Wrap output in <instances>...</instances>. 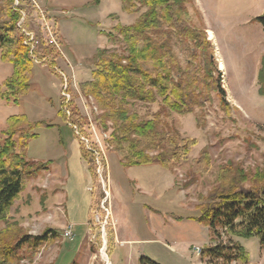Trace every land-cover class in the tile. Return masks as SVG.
<instances>
[{"label":"rangeland","instance_id":"1","mask_svg":"<svg viewBox=\"0 0 264 264\" xmlns=\"http://www.w3.org/2000/svg\"><path fill=\"white\" fill-rule=\"evenodd\" d=\"M5 3L0 0L2 7ZM12 7L21 13L18 27L30 35L33 42L28 44H33L32 51L37 54L35 59L43 64L35 66L32 92L20 104L0 103V140L7 120L25 115L33 123H42L33 131L37 138L29 142L27 154L30 161L44 163L51 157L50 153H65L62 140L67 143L69 137L75 138L76 132L89 139V145L82 142L89 153L88 146L96 150L100 149L98 141L103 145L101 157L97 158L92 153V161L87 163L95 175L89 221L86 225H73L72 239L65 236L64 231L70 224L59 211H63L60 205L65 203L63 193L52 195L46 204L48 210L45 209L44 202L49 200L50 192L54 190V187L51 188L54 185L49 176L50 169L34 183L32 181L21 200L16 202L12 219L19 221L33 235H43L48 229L60 233L56 241L41 249L33 262L24 261L21 264H140V255L158 264H203L194 247L203 250L202 246L208 243L210 246L217 244L211 242L209 229L203 225L195 236L193 252H187L186 245L178 241L173 245L174 250H166L163 243L147 244L142 240L152 236V233L162 238L163 230L171 232L176 240L187 237L182 230L186 221L180 218L193 212L199 204V197L207 196L216 186L220 167L226 163L232 161L249 171L264 167V97L260 95L258 85L264 58V27L258 18L264 14V0H195V10L191 11L193 27L205 30L212 43L214 59L223 74L222 86L230 109L225 111L220 107L214 92L210 101H204L203 107L184 117L164 110L160 103L137 107L144 119L174 124L182 136L198 141L187 162L171 170H164L158 165L123 168L119 157L106 146L109 137L96 128L92 102L82 95V85L92 80L97 52L104 48L121 49L119 41L111 44L108 35L117 25H132L138 17L125 13L121 0H13ZM8 20L0 12V24ZM45 45L57 48L60 56H44ZM175 51L184 69L190 61L194 66L198 64L199 59L194 60L182 43L178 42ZM221 64L224 70H221ZM194 66L190 68L193 77L198 76L194 73L198 66ZM12 72L13 66L2 60L0 52V85ZM71 90L79 95L75 104L80 114L88 119L85 132L78 123L72 125L77 127L74 132L59 113L63 111V106H68L73 121L69 105ZM67 94L71 98L68 99ZM79 138L77 135L78 141ZM52 148L56 150L51 152ZM204 151L211 156L212 169L208 174L192 175V162ZM48 167L52 173L58 170V165L54 163ZM100 169L102 174H99ZM60 181L58 188H61ZM120 184L130 189V202L135 207L142 205L146 209L147 205L154 213L147 215L140 227L125 221L121 213L124 205L116 189V186L123 187ZM154 218L160 221L159 228L150 223ZM117 237L124 242L118 241ZM232 239L245 248L250 264H264V248L259 238ZM222 241L226 243L228 238L223 237Z\"/></svg>","mask_w":264,"mask_h":264},{"label":"trees","instance_id":"2","mask_svg":"<svg viewBox=\"0 0 264 264\" xmlns=\"http://www.w3.org/2000/svg\"><path fill=\"white\" fill-rule=\"evenodd\" d=\"M4 1L0 12L9 20L0 24V52L2 60L13 66V72L0 85V103L18 105L32 92L33 70L43 63L35 59L33 44H28L32 41L18 27L22 15L13 9V0ZM121 1L123 11L138 18L132 25H117L108 35L110 43L119 41L121 49L104 48L97 52L92 80L82 85V95L92 102L96 128L109 137L106 146L119 157L123 168L158 165L164 170L175 169L187 162L198 141L182 136L174 124L144 119L137 107L160 103L164 110L184 117L203 107L204 101H210L214 92L220 107L228 111L230 105L222 86L223 74L214 59V48L206 31L193 27L191 11L195 10V0ZM258 22L264 27V14ZM178 42L190 51L194 60L199 59L198 64L194 66L190 61L187 69L182 67L175 51ZM44 56L56 58L60 54L57 48L45 45ZM193 66H198L194 72L198 76H191ZM258 85L264 97V58ZM71 96L69 105L73 121L67 113L70 112L68 106H63L59 113L73 130L72 125L78 123L85 132L88 119L80 114L75 104L79 95L71 90ZM41 125L25 115L14 116L7 120L2 133L0 264L33 262L41 249L60 236L55 229H48L40 236L33 235L12 219L15 203L32 181L51 166L50 162L30 161L27 154L30 140L37 138L33 131ZM77 135L75 133V138ZM79 141L82 144L80 138ZM81 152L90 164L93 154L86 151L83 144ZM220 168L216 186L207 196H200L195 210L180 220H193L207 227L211 242L217 243L202 250L204 264H250L249 254L232 237H257L264 248V167L249 171L230 161ZM211 169V156L204 151L192 162L191 174L204 175ZM223 237L228 238L226 243ZM140 264L157 263L141 258Z\"/></svg>","mask_w":264,"mask_h":264},{"label":"crops","instance_id":"3","mask_svg":"<svg viewBox=\"0 0 264 264\" xmlns=\"http://www.w3.org/2000/svg\"><path fill=\"white\" fill-rule=\"evenodd\" d=\"M62 132L63 131L61 129L60 133ZM67 140V143L65 142L66 140H62L64 143L63 146L65 148V153H50L51 157L49 156V160L43 161L44 163L50 162L51 164L54 163L58 165V170H56L54 173H52L50 168L49 176H51V179L53 180L52 185H54L51 186V188L54 187V190L50 192L49 200L46 203L44 202L45 209L48 210V207L46 208V204L51 200L52 195H57L58 192H61L63 193L62 198L65 201V203L60 205V207L63 206V211L59 210L62 213V218L65 219L70 225H86L89 221L90 210L93 205L94 178L90 171L89 165L82 157L81 143L76 138L72 139V137H69ZM55 150L56 149L52 148L51 152H54ZM59 179L61 180V188H58L59 185L57 186ZM116 189H118L120 201L122 205H124H121V213L124 216L125 221H131L132 225L138 224V227H140V225L142 226V224L145 222L147 215H154L149 206L145 205L146 209H143L142 205L140 207H135L132 202H130V189H128L126 186H116ZM183 221H186V223L183 225L182 230L183 232L187 233V237L176 240L177 238H174V236L171 235V232L168 230H163L160 235L162 238H159L154 233H152V236L143 238L142 242L157 245L163 243L164 249L166 248V250H174L175 248L173 245L178 241L177 243L186 245L187 252H193L192 247L196 245L194 244L196 241L195 236L197 233H200L201 224L193 220ZM150 223L155 226V228H159L158 225L160 224V221L158 219L154 218ZM190 234L194 237H192ZM117 239L122 243L124 242L118 237ZM206 246H210L209 243L208 245L202 246L203 249ZM141 258H146L157 263L145 255H140L139 263Z\"/></svg>","mask_w":264,"mask_h":264},{"label":"built area","instance_id":"4","mask_svg":"<svg viewBox=\"0 0 264 264\" xmlns=\"http://www.w3.org/2000/svg\"><path fill=\"white\" fill-rule=\"evenodd\" d=\"M23 32L26 34V36H28V37H30V35H28L27 33H26V30H23ZM30 40H31V38H30ZM32 41V40H31ZM33 42V41H32ZM66 97L69 99V98H71V96H69L68 94L66 95ZM68 99H66V102H67V100ZM67 113L70 115L71 113L69 112V111H67ZM95 127H93V129H94ZM74 129L75 130H77V127H75L74 126ZM79 136H80V138H81V141L82 142H86L88 145H89V143H90V141H89V139H87V138H85L84 136H82L79 132H76ZM87 145V146H88ZM98 145L100 146V149H90V147L88 146V150L91 152V153H93V154H95L96 156H97V158H100L101 157V153H103V145H102V142H99L98 141ZM99 165H101V163H100V159H99ZM99 174H102V171H101V169L99 170ZM102 178H103V175H101V180H102ZM102 182L104 183V178H103V180H102ZM106 193H107V195H109L108 194V191H106ZM64 233H65V236L66 237H68L69 239H72L73 237H74V226L73 225H70L65 231H64ZM194 250H195V253L198 255V256H201V253H202V249H200V248H196V247H194Z\"/></svg>","mask_w":264,"mask_h":264},{"label":"bare ground","instance_id":"5","mask_svg":"<svg viewBox=\"0 0 264 264\" xmlns=\"http://www.w3.org/2000/svg\"><path fill=\"white\" fill-rule=\"evenodd\" d=\"M209 36H210L211 39L214 38V36H213L212 33H210ZM220 68H221V70H224V65L221 64L220 65ZM102 254H103V257L106 259L107 257H106V254H105V250H103V253Z\"/></svg>","mask_w":264,"mask_h":264}]
</instances>
